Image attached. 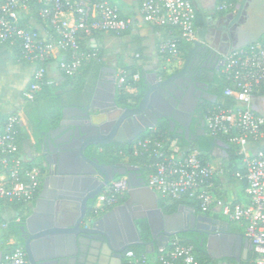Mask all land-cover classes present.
Wrapping results in <instances>:
<instances>
[{
    "label": "built area",
    "instance_id": "2783aa9c",
    "mask_svg": "<svg viewBox=\"0 0 264 264\" xmlns=\"http://www.w3.org/2000/svg\"><path fill=\"white\" fill-rule=\"evenodd\" d=\"M233 0H218L216 9L229 12ZM138 13L145 23L165 29L158 53L165 65H175L180 47L196 39V11L192 0H140ZM131 20L108 0H0V44L12 46L17 59L35 65L24 91L29 100L47 82V63L57 54V67L67 76L75 75L84 62L96 58V52L83 49L79 36L95 31L119 35ZM220 74L227 85L223 94L231 98L227 106L208 105L203 110L204 129L211 136H223L242 155L243 172L235 177L245 182L246 202L239 203L213 196L210 189L217 174L225 172L221 163L213 165L196 150L183 153L174 143L156 136L135 138L133 154L146 152L156 158L146 185L158 196L197 201L202 212L217 207L228 221L244 230L252 244V264H264V150L247 153L249 142L264 135V115L252 101L264 89V35L241 45L224 56ZM132 79H138L134 74ZM125 84V75L117 77V87ZM21 117L10 113L0 121V210L20 203L26 208L36 198L42 180L39 163H28L20 154L18 127ZM125 150L120 154L126 155ZM128 178L118 176L108 181L91 204L96 212L106 211L119 199H126ZM20 216L13 218L18 222ZM6 222L2 223V227ZM126 264H219L203 263L194 255L193 246L179 236L171 237L155 253L137 254L128 249ZM23 246L11 241L3 255V264H26Z\"/></svg>",
    "mask_w": 264,
    "mask_h": 264
},
{
    "label": "water",
    "instance_id": "95a60500",
    "mask_svg": "<svg viewBox=\"0 0 264 264\" xmlns=\"http://www.w3.org/2000/svg\"><path fill=\"white\" fill-rule=\"evenodd\" d=\"M194 1L200 7L198 1ZM238 14L240 13L235 17ZM207 26L208 22L204 18L196 32V39L191 43L181 72H186L188 65L191 66L192 63V72L197 76L204 72L202 66L211 55L208 44L202 43ZM193 54L195 55L192 56ZM212 59L214 63L221 61L215 67L219 69L224 58L215 55ZM104 69L111 73V77L107 83L110 93L103 102H96V96L90 97L82 93L75 105L63 108L64 117L68 111L75 113L69 127L62 120L58 126L50 128L48 125L47 129L41 130L35 136V154L42 159L45 178L32 212L17 227L26 253V264H122V258L131 246L139 245L146 252L150 251L142 238L139 220H145L153 237L162 231V245H165L170 236L184 232L182 226L185 209H188L187 216H190L191 224L197 220L201 226L210 229L205 232V238H201L200 245L205 241L208 248L213 235L219 237L226 234L234 241L232 257L237 261L241 257L245 258L248 251L252 250V244L241 233L230 231L228 222L196 214L193 208L184 204H180L174 212H163L157 193L146 185L138 166L128 163L109 164L93 154L94 148L100 145L125 144L144 133L146 127H153L152 124L144 126L143 123H138V128H135L131 121L135 115L146 120L143 112L151 96L165 101L170 111L169 115L158 113L152 118L153 121L165 119L173 126L179 125V132L184 133L187 139L192 132L191 123L199 101L197 96L189 92V96H194L195 103L189 108L181 106L179 96L171 95L162 88L168 79L161 80L163 75L158 73V66H144L140 72L146 89L140 101L136 105L121 106L115 98L117 69L102 67L100 70ZM213 80L212 78L211 81ZM195 81L191 84L192 90L205 92L209 96L199 97L200 104L217 100V94L208 91L209 81ZM172 85L178 88L180 94L185 93L179 85ZM157 87H160L159 90ZM172 112L184 116L187 123L182 124L177 116L171 115ZM199 122L200 130L196 132L198 137L205 134L204 119L201 118ZM191 140H195L194 135H191ZM115 175H125L128 178L126 199L102 213L92 210L93 200ZM48 185L53 188V192H48ZM55 204L65 207L52 224V214L45 211ZM43 215L46 220L49 219L46 226L32 227L33 222ZM159 246H154L151 242V251ZM230 256L219 255L218 258Z\"/></svg>",
    "mask_w": 264,
    "mask_h": 264
},
{
    "label": "crops",
    "instance_id": "0c3cea01",
    "mask_svg": "<svg viewBox=\"0 0 264 264\" xmlns=\"http://www.w3.org/2000/svg\"><path fill=\"white\" fill-rule=\"evenodd\" d=\"M197 1L200 7L192 0L200 19V24L196 25V32L201 27L205 18L208 26L202 43L208 44L211 53L219 55L221 58L238 46L246 45L262 38L264 34V0H235L234 9L227 13H221L216 9L218 0ZM108 2L116 6L121 15L131 20V25L127 29V32L122 35L99 32L86 37L83 40L84 47L94 51L99 50L101 55L100 58L96 57L86 60L79 72L73 76L67 77L59 70L57 67L58 55L56 54L47 63L46 72L47 84L51 85L52 92L46 88L37 91L32 101L25 97L24 91L31 80L35 65L28 61L18 60L17 51L14 47L0 44V121L10 113L20 114L21 121L19 127L23 129V133L19 137V151L26 162L42 163V159L35 154L36 140L29 123L28 112L34 117L37 114L41 117L45 116L46 128H48V125L50 128L58 126L62 120H65L66 124L68 123L67 127H69V122L73 120L75 113L68 111L64 117V107L75 105L79 95L82 93L90 97L96 96L95 101L99 103L103 102V99L110 93L107 86V78L111 73L105 71V69L101 71L102 67L116 68L117 75L121 72L120 65L122 63L131 65L135 62L141 68L144 66L152 68L158 66V69L161 68L163 58L158 53V44L166 35L165 29L141 20L138 13L140 0H108ZM238 12L240 13L238 17L241 15L244 17V24L242 27H237V30H233L231 24L238 18L235 17ZM255 26L257 28L254 31L252 29ZM191 43L184 46L178 60H176V65L180 64L187 57ZM136 49L140 51H135ZM220 69L221 66L219 69L215 68L213 72H218L219 75ZM96 80L97 82L95 83ZM209 87L211 92L214 93V89L216 88L215 83L209 81ZM131 93L134 94L135 91H131ZM115 98L119 105L125 106L122 104L125 100H120L117 89ZM252 106L264 115V93L254 96ZM34 107L37 108L35 110L37 111L35 112L36 114L31 110ZM226 149L227 145L222 140H216L207 159L217 166L221 163V159L226 157ZM245 150L249 154L258 150H264V135L257 141L249 142ZM239 167L243 169L242 163L239 164ZM44 178L41 181L36 199L43 188ZM244 190L245 182L243 180L236 177L230 179L225 172L215 176L210 189L215 197L239 203L246 202ZM53 191V188L48 185V192ZM35 200L32 205L23 211L24 213L28 212L30 214L32 212ZM63 207L65 206L55 204L45 211V213L49 211L52 214L50 221L52 224L55 223L57 214L63 210ZM19 213V210L9 207L0 210V219L3 223L6 222L5 227H2L0 223V264H3V255L8 243L14 241L17 233L7 227V222H14L13 218L18 216ZM98 213H102V211ZM209 213L213 218H222V220L228 222L230 231L241 233L245 236L243 228L228 221L220 214L217 207H214ZM47 220L46 216L43 215L33 222L32 227H44L49 222V219ZM3 231L7 232L5 239L2 237ZM157 249L158 247H155L151 251V248H148L150 253H155ZM252 257L253 252L251 250L248 251L245 258L241 257L239 261L234 257H217L215 260L219 264H250Z\"/></svg>",
    "mask_w": 264,
    "mask_h": 264
},
{
    "label": "trees",
    "instance_id": "16d2710c",
    "mask_svg": "<svg viewBox=\"0 0 264 264\" xmlns=\"http://www.w3.org/2000/svg\"><path fill=\"white\" fill-rule=\"evenodd\" d=\"M235 4V0H233ZM231 9L230 11H232ZM196 11V10H195ZM224 13V12H221ZM196 25L200 24V19L198 14L196 13V19H195ZM101 31H95L92 32L89 35H81L79 36V44L83 49H87L84 47V42L83 40L90 36L94 35L96 33H99ZM127 30L121 32L119 35L125 34ZM109 33V32H108ZM264 35V34H263ZM187 45V44H186ZM182 45L180 47V53L183 51L184 46ZM90 50V49H87ZM92 51V50H90ZM135 51H140L139 49H136ZM96 52V57L100 58V52L99 50H95ZM120 74L125 75V84H123L120 87H117V92L120 95V100H125L122 102L123 105L128 106V105H133L134 101L140 100L142 97L146 86L143 83V79L141 78V66L137 65V63H133L131 65H128L126 63H122L120 65ZM82 68V67H81ZM79 72V71H78ZM134 74L138 75L137 80H133L132 76ZM67 76V75H65ZM69 77V76H67ZM212 83H215L216 88L214 89V92L217 94V100L215 102H209L205 105H216V106H227L232 103L231 98L224 96L223 91L227 83L224 81L223 77L221 74H219L218 78L214 79ZM49 89L48 91L52 92L51 85L47 84V82L43 85H41L40 90L44 89ZM131 91H135L134 94L131 93ZM258 94L264 93V89L260 90L257 92ZM131 101V102H130ZM204 107V108H205ZM34 113L37 112V108H32L31 109ZM36 114V113H35ZM28 119L29 123L31 125V128L33 130V134L36 136L41 130L47 129L46 125V117L45 116H40L36 115L35 117L28 112ZM23 133V129L21 127H18V138L21 136ZM156 136L158 139H164L166 140L167 144H171L172 142L174 145H176L183 153H188L191 152L192 150H196L199 154V157L202 159H207L209 155L211 154V150L215 144V141L220 139L222 140L226 145V157L221 159V164L225 170L226 175L230 178L233 179L235 177V173L237 171L243 172V169L239 167V164L241 163L242 155L237 152V147L235 145H232L228 143L225 137L223 136H211L205 132L204 135L199 136L195 141H192V143H188L185 140L183 141H177L172 133L167 131V129L163 126H160L155 129H149L146 132L140 134L136 138H143L145 136ZM131 142H127L125 144H109V145H104L103 146V152L100 154V159L102 162H106L109 164H114L116 162H126L128 164H133L139 167V171L142 173L143 178L146 180V176L148 173L152 171V164L155 162L156 158L153 156H149L146 152L138 153V154H133L132 149H131ZM121 150H125L127 153L126 155L120 154ZM124 199H119L118 203L123 202ZM180 204H184L190 208H193L197 212H202L200 209V206L197 201L194 200H188L187 198L183 197L181 199H171L167 197H162L159 196V206L163 210V212L166 213H171L177 210L178 206ZM12 209L19 210L20 212L25 211L27 208L23 206L20 203H13L10 204ZM28 213V212H27ZM206 214L210 215L209 212ZM0 223L2 224L3 221L0 219ZM142 230L143 234L145 236L149 235V229L148 226L145 222V220H141L139 223ZM7 227L10 228L11 231L13 232H18V223L16 222H7ZM142 234V235H143ZM2 237L5 239L7 237V232L3 231ZM184 239L186 243H189L193 246V252L195 257L203 263H217V260L211 259L208 257V255L203 251L202 247L199 245L197 241H194L192 237L188 233H184V235L179 236ZM130 249H133L137 254H141L146 252L142 246L135 245L131 246ZM124 264H126L124 262ZM252 264V262L250 263Z\"/></svg>",
    "mask_w": 264,
    "mask_h": 264
},
{
    "label": "flooded vegetation",
    "instance_id": "af4514ba",
    "mask_svg": "<svg viewBox=\"0 0 264 264\" xmlns=\"http://www.w3.org/2000/svg\"><path fill=\"white\" fill-rule=\"evenodd\" d=\"M230 22H232V20H230ZM230 22H228V24H230ZM243 24H244V17L241 15L236 20H234V22H232V24H231L232 29L237 30V27H242ZM215 55L216 54L212 55V53H211L210 59L208 61H206L204 66H202V63H200L199 66L200 67L202 66V69L204 70V72H202V74L198 75V76L195 74V72H192V70L194 69V63H192L191 66L188 65L186 72H181V70L184 66L185 59L183 61H181L180 64H178V65L175 64L173 66L172 65L167 66L163 63L161 65V68L158 69V73H160V75H163L161 77V80L162 79L163 80L168 79V80H167L166 84L162 86V88H165L167 91H169L171 95L179 96L180 97V104H181V106H184L185 108H189L192 106L193 103H195L194 96H197L199 101L201 100V98H199L201 96L209 97L205 92L192 90L191 84L193 82H196L195 79L204 80V81H211L212 78L213 79L218 78V76H219L218 72H213V71L215 70V67L217 65H219V63H221V61L214 63L212 56L214 57ZM221 58H224V57H221ZM110 77H111V75L108 76V78H107L108 82L110 80ZM96 82H97V80L95 81V83ZM173 83L175 85H177V86L179 85L181 88H183L185 90V93L180 94L178 91V88L176 86L172 85ZM159 88L160 87H157L156 89L159 90ZM208 91L211 92L210 87L208 88ZM189 92H191L192 95H194L193 98L191 96H189ZM139 101L140 100H138L137 102L136 101H134V102L130 101V102L133 103V105H136V104H138ZM199 101H198V104L196 106L197 109H196V113L194 114V119L191 123L192 132L190 133V135L187 139H185L184 133L179 132V125L173 126L172 123L167 122L165 119H157L156 122L153 121L152 118L156 117L158 113H166L169 115V112H170L169 109L167 108V104H165V101H163L162 99H160L157 96H151L149 99L148 105L144 109L143 115L146 117V120L143 119V117H141V116L135 115V117H133L131 121H132V124L135 128H138V123H141V124L143 123L144 126L152 124L153 127H151V128L146 127L145 132L149 129H155V128H158L160 126H163L167 129V131H169L170 133H172L174 135V137L177 141L185 140L188 143H192L193 140H191V135H194L195 139L198 138V136L195 133L199 132V130H200V122L199 121L201 120V118H203V110H204L205 105L207 103H209L207 101H204L203 103L200 104ZM171 115L177 116L180 119V122L182 124L187 123V119L184 116H181L179 114H175V112H172ZM103 146L104 145H100V146L94 148L93 154L99 157L100 154L103 152ZM119 163H126V162H116L113 165H117ZM40 165H41V169H42V180H43V178L45 176V169H44V166L42 163ZM116 177H118V175H115L114 178H116ZM34 200L30 203V205L33 204ZM121 203H118V204H121ZM118 204H116V205H118ZM183 213H184V215H183L184 219H183V226L182 227H183L184 232H181V233L176 234V235H172L169 237V239L173 236H181V235H184V233H188L190 235V237H192V239L194 241H197L200 245L201 238H203V237L205 238V236H206L205 232L209 231L210 229L207 228L206 226H201L197 220L195 221L194 224H191L190 216L189 217L187 216L188 215V209H185ZM194 213L202 214V215H206V216L211 217L210 215L206 214L205 212L194 211ZM28 215L29 214L27 212L26 213H24V212L19 213L20 219L17 222L18 226L24 222V220L26 219V217ZM211 218H213V217H211ZM213 219H215V218H213ZM216 219H219V218H216ZM220 220H222V218H220ZM140 222H141V220L138 221V223H140ZM195 230L198 232H195ZM142 234H143V230H142ZM20 235L21 234L18 230V232L16 233V237L14 239V242L22 245V240H21ZM142 238L147 243L146 248H151V242H153L154 246H157V245L161 246L164 243V236H163L162 231L158 232L154 237L150 234V232H149V235H147V236H145V234H143ZM233 242L234 241L230 238L229 235L223 234L222 236H219V237L213 235L211 237V241H210L208 248L205 245V241H203L202 245H200V246L202 247L203 251L208 255V257H210L211 259H216L219 255H226V254H230L231 255L230 258H231L232 254L234 253V243ZM124 262H125V258L123 257L122 258V264H124Z\"/></svg>",
    "mask_w": 264,
    "mask_h": 264
},
{
    "label": "rangeland",
    "instance_id": "374dc122",
    "mask_svg": "<svg viewBox=\"0 0 264 264\" xmlns=\"http://www.w3.org/2000/svg\"><path fill=\"white\" fill-rule=\"evenodd\" d=\"M256 28H257V26L253 27V29H252V30H254V31H255V30H256ZM250 29H251V28H250ZM237 179H238V178H237ZM245 185H246V184H245Z\"/></svg>",
    "mask_w": 264,
    "mask_h": 264
}]
</instances>
